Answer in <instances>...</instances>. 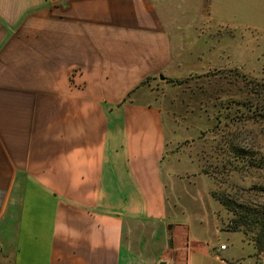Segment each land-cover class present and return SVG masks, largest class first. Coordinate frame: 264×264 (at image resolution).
<instances>
[{
    "label": "crops",
    "instance_id": "crops-1",
    "mask_svg": "<svg viewBox=\"0 0 264 264\" xmlns=\"http://www.w3.org/2000/svg\"><path fill=\"white\" fill-rule=\"evenodd\" d=\"M171 1L0 0V264H233L171 198L149 83L224 67L236 36L227 66L250 60L264 0H179L183 39Z\"/></svg>",
    "mask_w": 264,
    "mask_h": 264
},
{
    "label": "rangeland",
    "instance_id": "rangeland-1",
    "mask_svg": "<svg viewBox=\"0 0 264 264\" xmlns=\"http://www.w3.org/2000/svg\"><path fill=\"white\" fill-rule=\"evenodd\" d=\"M172 1V21L178 28L174 37L183 39L188 15L181 1ZM239 38L231 40L224 67L183 78L181 86L161 80L163 76L149 85L153 104L164 112L167 156L161 168L164 177L174 175L171 183L165 177L168 191L175 193L174 203L185 209L192 225H199L195 219L200 211L206 213L209 232L201 234L217 247L224 246L222 258L233 264H264V253L256 256L241 232L225 231L231 215L210 197L211 191L218 190L235 202L264 203L255 192L263 183L264 171L250 164V159L258 162L264 157V48L257 46L252 54L248 51L251 59L246 62L242 59L246 54L241 53L235 67L227 66L235 62L238 48L248 45ZM144 86L141 83L133 89Z\"/></svg>",
    "mask_w": 264,
    "mask_h": 264
},
{
    "label": "trees",
    "instance_id": "trees-1",
    "mask_svg": "<svg viewBox=\"0 0 264 264\" xmlns=\"http://www.w3.org/2000/svg\"><path fill=\"white\" fill-rule=\"evenodd\" d=\"M168 83L181 86L184 81L168 80ZM236 151V156H241ZM254 168L264 171V157L258 162L251 161ZM208 176L207 171L202 172ZM213 180H215L213 178ZM216 181V180H215ZM255 192L264 198V179L263 183L257 186ZM210 197L218 203L228 214L231 215L224 229L227 232H241L245 239L250 241L254 247L255 255L264 253V203H242L232 200L231 195L224 191L214 190L210 192Z\"/></svg>",
    "mask_w": 264,
    "mask_h": 264
},
{
    "label": "built area",
    "instance_id": "built-area-1",
    "mask_svg": "<svg viewBox=\"0 0 264 264\" xmlns=\"http://www.w3.org/2000/svg\"><path fill=\"white\" fill-rule=\"evenodd\" d=\"M220 250H224V246H220Z\"/></svg>",
    "mask_w": 264,
    "mask_h": 264
},
{
    "label": "water",
    "instance_id": "water-1",
    "mask_svg": "<svg viewBox=\"0 0 264 264\" xmlns=\"http://www.w3.org/2000/svg\"><path fill=\"white\" fill-rule=\"evenodd\" d=\"M161 78V77H160ZM164 78H161V80H163Z\"/></svg>",
    "mask_w": 264,
    "mask_h": 264
}]
</instances>
